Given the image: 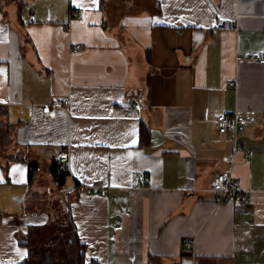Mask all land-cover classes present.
I'll list each match as a JSON object with an SVG mask.
<instances>
[{
  "label": "crops",
  "instance_id": "1",
  "mask_svg": "<svg viewBox=\"0 0 264 264\" xmlns=\"http://www.w3.org/2000/svg\"><path fill=\"white\" fill-rule=\"evenodd\" d=\"M258 51L264 0H0V264L48 222L34 180L64 149L87 262L264 264ZM235 111L252 118L220 132ZM220 173L244 201H217Z\"/></svg>",
  "mask_w": 264,
  "mask_h": 264
},
{
  "label": "trees",
  "instance_id": "2",
  "mask_svg": "<svg viewBox=\"0 0 264 264\" xmlns=\"http://www.w3.org/2000/svg\"><path fill=\"white\" fill-rule=\"evenodd\" d=\"M34 165L35 163H30V173ZM49 171L57 187L62 189L66 174L62 165L53 161ZM50 226H53L54 232L43 242L34 234L39 227H32L34 231L25 241L28 255L19 264H99L95 259L86 261L85 245L79 240L69 203H62L57 211L49 213L46 227Z\"/></svg>",
  "mask_w": 264,
  "mask_h": 264
},
{
  "label": "built area",
  "instance_id": "3",
  "mask_svg": "<svg viewBox=\"0 0 264 264\" xmlns=\"http://www.w3.org/2000/svg\"><path fill=\"white\" fill-rule=\"evenodd\" d=\"M214 27L218 30H234L236 25L232 20L225 18H217ZM81 47L80 44L72 46L73 50H77ZM259 62H264V51H258L255 55ZM69 105L68 99H56L49 103L42 105V112L50 113L52 109L57 107L67 108ZM138 107L139 104L136 103ZM252 118L250 113H242L235 111L232 113H220L216 116L217 128L220 132H225L229 129H236L237 127L245 125ZM249 156V155H246ZM55 159L58 160L59 164L62 165L63 169L68 170L69 153L67 149L61 150L55 154ZM212 190L216 194L218 202L234 198L238 194H241L240 201H244L242 196V190L237 185L233 177L229 173L218 174L212 183Z\"/></svg>",
  "mask_w": 264,
  "mask_h": 264
},
{
  "label": "rangeland",
  "instance_id": "4",
  "mask_svg": "<svg viewBox=\"0 0 264 264\" xmlns=\"http://www.w3.org/2000/svg\"><path fill=\"white\" fill-rule=\"evenodd\" d=\"M34 188H36V193L42 195L43 201L37 202V207L40 209V213H44L49 216V213L57 211L62 203H67V198L65 196V190L57 187L53 177L50 173L44 169H41L38 173L36 172V178L34 180ZM39 186V187H38ZM49 219V218H48ZM39 227V226H37ZM53 226L46 227V224L38 228V232L34 233L35 237L39 241H45L46 238L54 232ZM34 230L31 229L28 233L30 237Z\"/></svg>",
  "mask_w": 264,
  "mask_h": 264
},
{
  "label": "water",
  "instance_id": "5",
  "mask_svg": "<svg viewBox=\"0 0 264 264\" xmlns=\"http://www.w3.org/2000/svg\"><path fill=\"white\" fill-rule=\"evenodd\" d=\"M132 102H133V103H136V100H133Z\"/></svg>",
  "mask_w": 264,
  "mask_h": 264
}]
</instances>
